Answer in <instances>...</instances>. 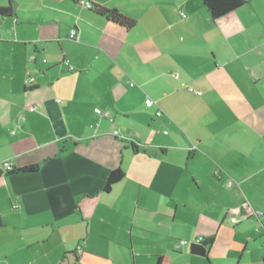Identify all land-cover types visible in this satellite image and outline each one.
Here are the masks:
<instances>
[{"label": "crops", "instance_id": "1", "mask_svg": "<svg viewBox=\"0 0 264 264\" xmlns=\"http://www.w3.org/2000/svg\"><path fill=\"white\" fill-rule=\"evenodd\" d=\"M245 1L212 20L201 0H0V264H264V0Z\"/></svg>", "mask_w": 264, "mask_h": 264}, {"label": "trees", "instance_id": "2", "mask_svg": "<svg viewBox=\"0 0 264 264\" xmlns=\"http://www.w3.org/2000/svg\"><path fill=\"white\" fill-rule=\"evenodd\" d=\"M205 5L209 16L212 20H218L229 13L243 7L248 2L245 0H201ZM89 10L94 11L97 15L103 16L108 20H111L114 23H117L123 26L126 29H130L133 27L134 22L121 14H119L116 10H109L105 8L95 7L91 5ZM14 14V10L11 5L6 7L0 6V18H8L12 17ZM36 169V167H28L20 170L21 172H32ZM12 172V171H11ZM10 173V172H8ZM124 174L121 170L117 169L112 171L107 177L104 184V191L108 192L113 185L118 183ZM1 226V221H0ZM212 243V238H206L202 242L198 244H191L189 247L190 254L205 257L208 251L209 246ZM168 257H157L155 264H168Z\"/></svg>", "mask_w": 264, "mask_h": 264}, {"label": "built area", "instance_id": "3", "mask_svg": "<svg viewBox=\"0 0 264 264\" xmlns=\"http://www.w3.org/2000/svg\"><path fill=\"white\" fill-rule=\"evenodd\" d=\"M80 6L83 7V8H88V9H89V8L91 7V4H90L89 2H87V1H81V2H80ZM182 17H183V16H182ZM76 37H77V36H76V32H75V31H71L70 34H69V38H70L71 40H75ZM32 82H33V78L28 77V79H27V81H26L27 85L30 86V85L32 84ZM131 85H132V84H131ZM145 106H146L147 108H151V107L154 106V102H153L152 100H146V101H145ZM28 111H29V112H33V111H35V107H30V108L28 109ZM95 114L100 115V114H102V113H101L100 110H95ZM156 115H157V116H160V115H161V112L158 111V112L156 113ZM113 136L118 137V136H119V135H118V132H117V131H114V132H113ZM11 171H13V167H12V165H11L10 162H8V161H3V162L0 163V172L8 173V172H11ZM202 241H203V238L199 237V238H197L192 244H198V243H200V242H202ZM179 244H180V245H187L188 243L185 242V241H181ZM81 252H82L81 246H78V247H77V250H76L77 255H78V254H81Z\"/></svg>", "mask_w": 264, "mask_h": 264}, {"label": "rangeland", "instance_id": "4", "mask_svg": "<svg viewBox=\"0 0 264 264\" xmlns=\"http://www.w3.org/2000/svg\"><path fill=\"white\" fill-rule=\"evenodd\" d=\"M197 260H198L197 262H199L198 264L204 263V261H202L200 259H197Z\"/></svg>", "mask_w": 264, "mask_h": 264}]
</instances>
